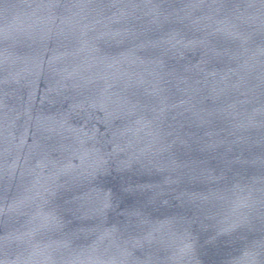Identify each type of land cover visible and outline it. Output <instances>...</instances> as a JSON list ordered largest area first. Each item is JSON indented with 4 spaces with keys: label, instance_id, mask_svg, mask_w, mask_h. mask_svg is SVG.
I'll return each mask as SVG.
<instances>
[{
    "label": "water",
    "instance_id": "obj_1",
    "mask_svg": "<svg viewBox=\"0 0 264 264\" xmlns=\"http://www.w3.org/2000/svg\"><path fill=\"white\" fill-rule=\"evenodd\" d=\"M0 264H264V0H0Z\"/></svg>",
    "mask_w": 264,
    "mask_h": 264
}]
</instances>
